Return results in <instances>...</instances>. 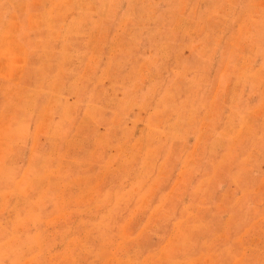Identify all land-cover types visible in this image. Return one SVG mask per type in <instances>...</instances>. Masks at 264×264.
<instances>
[{
    "label": "rangeland",
    "instance_id": "rangeland-1",
    "mask_svg": "<svg viewBox=\"0 0 264 264\" xmlns=\"http://www.w3.org/2000/svg\"><path fill=\"white\" fill-rule=\"evenodd\" d=\"M54 5L0 0V264H264V0Z\"/></svg>",
    "mask_w": 264,
    "mask_h": 264
},
{
    "label": "crops",
    "instance_id": "crops-1",
    "mask_svg": "<svg viewBox=\"0 0 264 264\" xmlns=\"http://www.w3.org/2000/svg\"><path fill=\"white\" fill-rule=\"evenodd\" d=\"M64 0H34V3L38 5V8H36L37 12L36 14L39 20H43V17L47 14H50L54 12L55 17L57 16L58 12V6L54 5L56 3H62ZM80 2L81 0H74ZM87 1V0H86ZM53 14V13H52ZM21 18V15H19ZM22 29L18 28V34L22 35Z\"/></svg>",
    "mask_w": 264,
    "mask_h": 264
}]
</instances>
